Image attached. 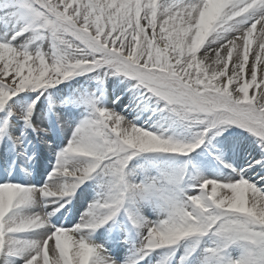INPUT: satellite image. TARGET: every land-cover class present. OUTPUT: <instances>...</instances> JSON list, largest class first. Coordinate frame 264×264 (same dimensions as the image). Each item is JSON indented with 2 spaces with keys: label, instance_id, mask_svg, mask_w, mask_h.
Returning a JSON list of instances; mask_svg holds the SVG:
<instances>
[{
  "label": "snow or ice",
  "instance_id": "obj_1",
  "mask_svg": "<svg viewBox=\"0 0 264 264\" xmlns=\"http://www.w3.org/2000/svg\"><path fill=\"white\" fill-rule=\"evenodd\" d=\"M0 264H264V0H0Z\"/></svg>",
  "mask_w": 264,
  "mask_h": 264
},
{
  "label": "rangeland",
  "instance_id": "obj_2",
  "mask_svg": "<svg viewBox=\"0 0 264 264\" xmlns=\"http://www.w3.org/2000/svg\"><path fill=\"white\" fill-rule=\"evenodd\" d=\"M79 80L83 81L85 80L86 78L85 77H81V78H78ZM121 77H111L109 78L104 86H103V89L105 90V97L106 99H112V100H115L117 97H120V101H119V104L117 105V110H121L122 106L127 104L128 103V99L126 98V94H124L125 92H123L125 89H126V84L127 82L125 81L124 83H121ZM90 83V87L93 89V90H96V91H99L96 83L94 81H91L89 82ZM118 86H120L122 89H119L117 88ZM62 88L65 89L64 93L62 94L64 98H68V95L70 92L74 91L75 90V87H78V85L76 84V81H71V82H68L67 85H61ZM55 91V90H53ZM128 97V96H127ZM45 108H47V105L45 104ZM144 117H141V120H143ZM140 122L138 121V124ZM225 136L228 135V134H224ZM217 138H222V137H217ZM216 141H213V143L215 144ZM222 144L226 145L225 142H222ZM228 146H232L234 147V145L232 143H229ZM235 148V147H234ZM234 148H229V149H220V150H224V153L225 155L228 153L229 155H234L235 153L232 152V150H234ZM217 150H219L217 148ZM219 155L221 156V158L224 160L225 163H229V164H232L234 165L233 163V160L232 159H225L221 153H219ZM209 159H212V157H209ZM50 164V167H51V163L50 161L47 159L44 164L38 168L36 170V173L34 174V177H36L37 179L40 178V173L43 172V169L44 167H47V165ZM248 164H252V160L248 163ZM50 167H48L50 169ZM234 167V166H233ZM250 170V169H248ZM255 174H256V171H255ZM83 208L80 204L77 205V209H73L71 213L69 214H66L65 217L62 219L61 223H65L67 224L68 226H71V223H74L76 220L79 219V211H82ZM124 247L122 246L118 251H117V255L118 256H123L124 255Z\"/></svg>",
  "mask_w": 264,
  "mask_h": 264
},
{
  "label": "bare ground",
  "instance_id": "obj_3",
  "mask_svg": "<svg viewBox=\"0 0 264 264\" xmlns=\"http://www.w3.org/2000/svg\"><path fill=\"white\" fill-rule=\"evenodd\" d=\"M117 88L122 89L120 86H118ZM125 92V90L123 91ZM126 98L128 99V97L126 96ZM227 134V133H226ZM227 136V135H226ZM217 140L221 141V142H225L226 145L220 143V144H216V148H218V152L221 153V155L227 160V159H232L234 166L236 167H240V168H248V163L252 160V164L254 163V160L256 159H260L261 158V154L256 150V148L254 147V145L252 144V142L250 140H243L241 143L235 145L234 147L232 146H228L229 143H232L231 141H225L224 137L222 138H217ZM233 144V143H232ZM229 149V148H234V150H232V152H234V155H229L228 153L225 155L224 150H220V149ZM47 160V159H46ZM45 160V161H46ZM47 167H50V164L47 165ZM249 172L255 176V171L256 169L254 168H249ZM208 173L205 172V175H207Z\"/></svg>",
  "mask_w": 264,
  "mask_h": 264
}]
</instances>
